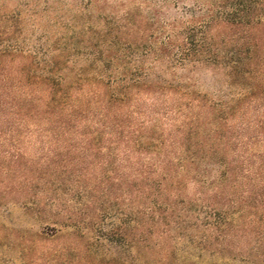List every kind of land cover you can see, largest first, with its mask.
Instances as JSON below:
<instances>
[{
    "label": "rangeland",
    "instance_id": "374dc122",
    "mask_svg": "<svg viewBox=\"0 0 264 264\" xmlns=\"http://www.w3.org/2000/svg\"><path fill=\"white\" fill-rule=\"evenodd\" d=\"M20 1L0 0V48L13 45V8ZM24 1L38 4L33 13L24 10L27 19L20 40L27 51L44 48L46 54L54 38L70 32L72 20H77L78 30L90 24L92 31L107 26L111 17L112 21L123 20V24L114 25L116 35L127 47L135 48L126 50L122 67L114 68L113 76L123 70L139 72L140 82H152L153 87L133 88L122 109L117 105L106 109L104 103L87 106L82 127L68 133L48 130L35 118L17 125L13 121V58H5L0 65V264H108L97 258L91 263L82 261L85 241L67 231L55 236L54 242L40 241L37 234H53L55 222L71 218L88 223L100 221L104 230L117 216L142 210L143 169L153 165V178L161 180L170 164V177L160 187L156 185L154 191L162 193L164 201L170 198L173 216L204 206L207 187L221 172L218 158L235 162L238 167L227 182L229 193L264 189V175L246 178L240 167L246 164L243 154H264V94L243 100L222 121L221 109L237 104L246 92L244 76L234 83L225 65L212 64L207 57L202 63L183 66L171 63L176 50L161 53L169 36L186 29L197 33L202 29L216 37V48L227 61L240 58L238 52L244 40L258 41L256 61L264 67V25L249 30L224 23L242 18L264 19V0H102L88 8L85 5L89 0H50L47 10L46 0ZM87 35L93 36L91 31ZM146 46L152 47L147 54ZM40 52L39 60L43 58ZM72 59L73 66L87 64L85 56L73 54ZM105 113L112 114L122 128L111 121L112 130H104L103 142L94 145L89 135L100 127L99 119ZM122 130L128 135L135 133V137L139 133L152 135L163 142L166 160V156L135 150L125 139L113 143L111 139ZM188 130H195V135L186 141ZM184 144H204L195 163L183 161ZM177 178L182 179V186L175 189L172 182ZM199 179L207 182L201 184ZM229 198L218 200L226 205ZM34 201L38 202L34 207L23 208L25 202ZM192 222L185 224L188 234L196 229ZM164 230L161 225L159 233ZM170 232L171 240L167 234L160 239L165 248L180 233L176 228ZM87 236L92 234L88 231ZM34 244L37 247L30 250ZM236 244L248 246L246 240ZM72 246L76 250L56 258L54 251ZM21 248H25L24 253ZM100 251L118 260L128 256L108 245Z\"/></svg>",
    "mask_w": 264,
    "mask_h": 264
},
{
    "label": "trees",
    "instance_id": "16d2710c",
    "mask_svg": "<svg viewBox=\"0 0 264 264\" xmlns=\"http://www.w3.org/2000/svg\"><path fill=\"white\" fill-rule=\"evenodd\" d=\"M101 1L89 0L85 7ZM27 2L21 0L13 8V45L0 48V65L4 64L5 58H13V118H16V121L13 120L14 124L24 125L31 118H35L42 121L48 130L57 129L68 133L82 127L80 123L83 121L87 106L104 103L103 108L108 109L117 105L122 109L132 95L133 88L146 90L153 87L152 82H140L137 78V74H140L138 71L134 74L123 70L119 76H113L114 68L121 69L126 50L132 48V45L127 47L115 32L114 25H119L120 22L123 24V20L112 21L111 17L107 26L99 30L96 28V31H92L90 24H85L78 30L77 20L74 22L72 20L69 24L70 32L54 38L52 48L46 54L44 48L34 52L27 51L20 40V33L27 19L24 10L33 13L38 9V4L30 5ZM44 3L45 10L51 7L50 0ZM224 23L246 26L250 30L264 25V19L242 18L234 22L225 20ZM89 31L92 32V38L87 35ZM257 42L253 39L244 40L238 52L240 58L227 61V57H222L220 50L216 48V37H211L206 30L201 29L197 33L186 29L169 36V41L161 48V53L167 54L169 49L176 50L171 63L183 66L202 63L207 57L212 64L225 65L234 83L238 82L239 76H244L243 86L246 92L242 98H238L237 104L234 103L225 110L221 109L224 115L221 119L224 121L228 118L229 112H234L243 100L258 93L264 94V67L257 63L258 60L256 61ZM134 48L133 46L132 49ZM144 49V53L147 54L152 47L146 46ZM40 51L43 58L39 60ZM73 54L85 56L87 64L73 66ZM255 63L258 64L257 70L260 71L258 73ZM111 115L102 114V118L99 119L100 127L89 132V140L91 143L95 142L94 145L103 142L104 130H112L111 121L115 122L113 125L118 129L122 128V124ZM133 134L128 135L122 130L111 141L116 143L125 139L128 145L141 153L166 156L163 142L152 135L139 133L135 137ZM186 134V141H189L194 137L195 130H188ZM203 146L204 144L196 146L184 144L183 161L192 163ZM243 155L242 161L246 164L240 167L246 178H250L251 175L258 177L264 175V154ZM166 158L167 156L164 161ZM252 158L256 159V162L252 161ZM217 162L221 172L219 178L210 182L207 187L209 192L204 196L206 197L204 206L198 209L196 207V210L191 208L189 214L173 216L174 208L169 201L170 198L166 197L164 201L162 193L159 195L154 191L156 185L161 186V182L170 177L167 174L170 164H167L161 180L153 178V165L143 169L142 196L145 197V205L142 210H131L122 216L114 217L110 228L104 230L99 225L100 221L88 223L84 219L71 218L55 222L57 228H54L53 234L38 233L39 240L54 242V237L63 231H67L75 238L80 237L85 241L82 261L87 260V263L97 258L101 263L108 264H264V189H261V192L259 188L258 191L247 189L240 194L229 193L227 182L231 180L238 167L235 162H227L223 158H218ZM206 182L199 179L201 184ZM172 185V188L178 189L182 186V179L177 178ZM227 196L230 198L226 205L218 200ZM36 203L38 202L34 201L32 204L25 202L23 208L30 209L37 205ZM189 221H193L192 225L196 228L191 234H188L185 227ZM96 224L98 226H95ZM161 225L165 230L159 233ZM174 228L179 229L180 233L173 238L176 241L173 240L174 242L165 248L160 239L167 234L171 240L170 231ZM88 231L92 236H87ZM244 240L248 244L245 248L236 244ZM35 245L33 248L30 246V250L36 248ZM107 245L120 248L128 256L118 260L104 255L100 249ZM74 250L76 247L72 246L57 249L54 253L58 258ZM21 251L24 253L25 248H21ZM65 259L70 261L68 257Z\"/></svg>",
    "mask_w": 264,
    "mask_h": 264
}]
</instances>
